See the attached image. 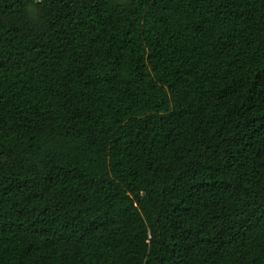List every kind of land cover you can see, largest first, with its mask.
Masks as SVG:
<instances>
[{"label": "trees", "instance_id": "16d2710c", "mask_svg": "<svg viewBox=\"0 0 264 264\" xmlns=\"http://www.w3.org/2000/svg\"><path fill=\"white\" fill-rule=\"evenodd\" d=\"M0 264H264V0H0Z\"/></svg>", "mask_w": 264, "mask_h": 264}]
</instances>
